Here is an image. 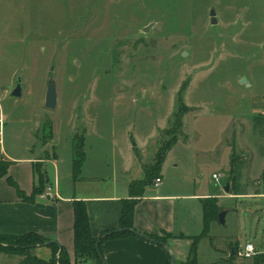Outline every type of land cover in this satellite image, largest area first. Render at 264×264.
Masks as SVG:
<instances>
[{"label":"rangeland","instance_id":"rangeland-1","mask_svg":"<svg viewBox=\"0 0 264 264\" xmlns=\"http://www.w3.org/2000/svg\"><path fill=\"white\" fill-rule=\"evenodd\" d=\"M51 77L58 99L48 110ZM180 97L188 112L179 134ZM0 112L9 151L30 145L66 160L83 136L89 177L107 170L122 179L132 162L139 175L136 160L153 168L175 141L164 168L171 187L183 177L189 192L220 194L230 214L211 229L264 248V198L225 195L234 180L264 195L261 176L250 181L264 165V0H0ZM200 204L179 200L190 231L204 228ZM46 244L0 251V264H29L28 256L48 264ZM198 250L202 262L218 258L207 240Z\"/></svg>","mask_w":264,"mask_h":264},{"label":"crops","instance_id":"crops-1","mask_svg":"<svg viewBox=\"0 0 264 264\" xmlns=\"http://www.w3.org/2000/svg\"><path fill=\"white\" fill-rule=\"evenodd\" d=\"M236 140L237 145L239 140ZM4 144L3 141V147L0 146V158L12 163L9 174L17 182L22 192H25L27 196H31L34 193L33 190L37 185L35 166L41 163L45 176H47L46 188L51 187L54 193H58V197L46 200L39 195L35 202L29 203L21 200L16 190L6 180L0 179V240L16 241L27 233L41 234L51 242H57L64 247L69 253L73 264L76 257L73 238V202L75 200L85 202L88 208L92 236L98 238L102 232L118 228L123 208L121 201L129 199V187L132 182L142 181L146 178L144 167H142L143 163L141 164L138 160L135 161V164L136 167H139V175H131L132 169L135 167L132 162L122 168L121 174L126 176L122 179H117L113 171L107 170L101 175L94 174L89 177L85 175L88 161L86 157L81 179L76 181L73 176V156L70 157L69 155V158L63 160L53 150L49 157L41 158L37 149L35 150L30 145H22L21 149L9 151ZM173 151L174 148L169 151L163 164L161 172L162 183L158 187L149 186L144 197L137 204L134 214V227L137 232L144 235L161 236L164 232L177 237L184 235L185 238L183 239H171L168 242L176 264H182L189 258L193 239L201 236L203 230H189L191 219L186 217L185 210L180 209L182 205L178 206L179 200L201 203L200 200L216 197L219 203L222 197L220 194L215 193L198 194L189 192L187 188H182L188 184V181L183 177L179 181L174 182L176 184L175 187H171L170 182L166 178L164 168ZM178 167L179 165L173 168L178 169ZM263 170L264 165L259 170V175L250 181L253 182L260 177L264 172ZM229 187L230 193H225V195H229L230 198L239 196L257 199L259 195L256 193L259 189H254L251 184L248 192L243 188L240 189L238 180L231 182ZM219 206L222 209L225 208L221 203H219ZM226 210L223 209V211ZM229 214L227 213L226 215V222ZM218 223L219 220L212 224L214 226ZM212 224L211 228H213ZM244 228L247 231L253 227ZM214 230L211 229V236L209 235V238L202 240L201 243L206 240L209 241L210 247L215 250L218 258L213 259L209 263L202 262L197 249L199 264H227L228 260L233 256V251L236 253L237 247L241 245L238 235L223 237ZM217 237L224 239L220 240L219 245L215 240ZM248 242L252 243L251 241ZM236 243L238 245L235 248L234 244ZM255 247L259 250H264L263 247ZM101 249L105 264H167L168 262V255L164 249L153 242H147L134 236L133 238L119 239L118 241H106L102 244ZM239 261L240 259L236 257L233 264H240ZM250 261V263L253 262V260Z\"/></svg>","mask_w":264,"mask_h":264},{"label":"trees","instance_id":"trees-1","mask_svg":"<svg viewBox=\"0 0 264 264\" xmlns=\"http://www.w3.org/2000/svg\"><path fill=\"white\" fill-rule=\"evenodd\" d=\"M180 105L178 107V112L175 117L174 122V130L177 133H181L183 129V118L186 116L188 110L183 105V100L179 99ZM44 138L52 140L54 136V130L52 129V125L47 123L44 127ZM176 133V134H177ZM168 147L164 146L161 152L157 153L155 156V166L145 167L146 178L142 181H134L129 187L130 197L127 200H122L121 205H123L121 216H120V224L116 230L102 232V234L96 238L92 236L91 226L89 222V214L88 208L85 202L80 200H75L73 202L74 207V228H73V238H74V253L75 263L74 264H104L101 260L99 253L102 254V244L106 241H118L119 239H127L138 237L135 236L136 229L134 227V214L137 204L144 197L147 189L152 183L155 182L156 179H161L162 176V167L166 160V156L176 145L175 141ZM73 176L76 181L81 179L82 169L86 162V152H85V139L83 136H76L73 140ZM234 156V155H233ZM232 162H235V156L233 157ZM11 162H6L0 158V179L6 180L8 184L16 190L18 197L21 200H24L29 203L35 202L36 198L39 195H42L47 186V176H45L44 168L41 163H38L35 166V175L37 176V185L33 190V194L31 196H27L25 192H22L19 188L17 182L13 177L9 174V169L11 166ZM264 171V170H263ZM261 181L264 183V172L261 175ZM203 206V219H204V228L202 231V235L193 239V243L190 248L189 258L185 263L182 264H199L198 262V246L200 242L204 239L209 238V231L211 229V224L213 222H217L219 220V215L223 212V209L219 206L217 199L210 198L200 200ZM119 230H124L122 232H118ZM165 239L155 236V235H146L148 238H151L156 242V244L163 249L161 245H168L169 240L171 239H180L185 238L184 235H180L179 237L164 232ZM12 242L11 245H7L6 243ZM2 241L0 240V251L5 254H12L16 251V248L26 250L37 246L51 242L49 239L43 237L41 234L38 235L36 233H27L23 237L19 238L16 241ZM99 243V253L97 251V244ZM15 246V247H14ZM48 248L52 251V258L48 264H73L70 258L69 253L64 249V247L60 246L58 243H53L48 246ZM236 248V246H235ZM166 251V250H165ZM167 252L168 262L167 264H171V256ZM237 253V249H236ZM235 253L232 256L228 263L233 264L237 254ZM29 264H36L35 259L31 256L27 257ZM252 264H264V255L258 256L253 259Z\"/></svg>","mask_w":264,"mask_h":264},{"label":"water","instance_id":"water-1","mask_svg":"<svg viewBox=\"0 0 264 264\" xmlns=\"http://www.w3.org/2000/svg\"><path fill=\"white\" fill-rule=\"evenodd\" d=\"M215 11L212 10L210 13V17H211V23L212 25H217L218 21H217V17H215ZM150 30V27H146L143 29L144 32H148ZM186 55V53H185ZM53 70V69H52ZM22 80H18L17 81V86L14 89V91L12 92V96L15 98H21L22 95ZM49 85H48V89H47V93H46V108L48 110H52L56 107L57 104V83L55 82V79L53 77H51V79L49 80ZM242 84H247V79H243L241 80ZM225 193H230V187H229V183L225 186ZM227 210L223 211L220 213L219 215V223L222 224L223 226L226 225V215H227ZM124 230H119L118 232H122ZM135 236H138L139 238L147 241V242H153L154 244H156V242L154 240H152L151 238H148L147 236H145L144 234H141L139 232H135ZM55 242H49L46 244V246H50ZM57 243V242H56ZM59 244V243H58ZM60 245V244H59ZM61 246V245H60ZM163 247L164 250L168 251V253L171 256V264H176V261L174 259V254L173 252L170 250L168 245H161ZM97 251L99 253V243L97 244ZM235 255V252L233 251V256ZM99 256L101 258V260L104 262V257L102 256L101 253H99ZM105 264V262H104ZM228 264V263H227Z\"/></svg>","mask_w":264,"mask_h":264},{"label":"built area","instance_id":"built-area-1","mask_svg":"<svg viewBox=\"0 0 264 264\" xmlns=\"http://www.w3.org/2000/svg\"><path fill=\"white\" fill-rule=\"evenodd\" d=\"M5 127V116L2 115V112H0V146L3 144V135H4V129ZM214 179L216 180L217 183L220 182V176L214 175ZM262 182V181H261ZM162 183L161 179H156L153 186L158 187ZM260 184V183H259ZM258 195V194H257ZM44 198H50V199H55L58 197V193H54L53 189L51 187H47L42 194ZM258 197L264 198V195H258ZM237 258L240 260H253L256 257L260 255H264V250H259L258 248L255 247L254 244L247 242L243 247L240 245L237 247Z\"/></svg>","mask_w":264,"mask_h":264}]
</instances>
